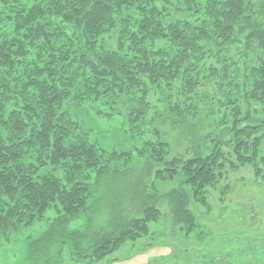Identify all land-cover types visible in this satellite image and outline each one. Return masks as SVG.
<instances>
[{"label": "trees", "instance_id": "trees-1", "mask_svg": "<svg viewBox=\"0 0 264 264\" xmlns=\"http://www.w3.org/2000/svg\"><path fill=\"white\" fill-rule=\"evenodd\" d=\"M211 80L220 132L173 153L151 129L155 103L185 120ZM86 103L129 105L136 153L92 139L74 111ZM263 148L264 0H0V233L56 210L27 241L28 264L97 262L148 235L162 201L188 236L191 200L207 205L227 167L263 176Z\"/></svg>", "mask_w": 264, "mask_h": 264}, {"label": "rangeland", "instance_id": "rangeland-1", "mask_svg": "<svg viewBox=\"0 0 264 264\" xmlns=\"http://www.w3.org/2000/svg\"><path fill=\"white\" fill-rule=\"evenodd\" d=\"M113 37L110 45H114ZM215 97L224 99L223 91L213 80L199 86L195 100L200 109L185 120L167 103H155L151 129L159 130L160 138L170 143L173 153L195 149L203 143L201 136L206 132H220L216 127L217 118L224 108H217ZM99 106L86 103L74 109L83 127L91 131V138L105 149L136 153L135 147L141 145L140 140L131 137L123 118L129 105L119 104L115 110L105 105L101 108L106 115L97 112ZM246 109L243 105L244 112ZM228 117L231 124L232 117L229 114ZM227 170L223 180L207 189V205L190 198V208L200 223L190 235L180 231L173 222L170 207L162 201V218L151 224L148 235L122 245L91 264H264V175H255L250 164L227 167ZM132 172L138 176L144 173L140 168ZM180 183L178 177L175 182L161 184L159 190L166 192ZM55 214L56 210L50 209L43 221L12 232L8 237L0 233V264H28L27 241L39 236ZM80 225L81 222L75 221L71 226Z\"/></svg>", "mask_w": 264, "mask_h": 264}]
</instances>
